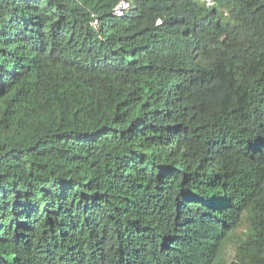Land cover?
Returning a JSON list of instances; mask_svg holds the SVG:
<instances>
[{"label": "trees", "instance_id": "trees-1", "mask_svg": "<svg viewBox=\"0 0 264 264\" xmlns=\"http://www.w3.org/2000/svg\"><path fill=\"white\" fill-rule=\"evenodd\" d=\"M233 243L264 264V0H0V264Z\"/></svg>", "mask_w": 264, "mask_h": 264}, {"label": "rangeland", "instance_id": "rangeland-1", "mask_svg": "<svg viewBox=\"0 0 264 264\" xmlns=\"http://www.w3.org/2000/svg\"><path fill=\"white\" fill-rule=\"evenodd\" d=\"M126 5H123V8H125ZM245 233V229L241 228L239 230V237H243ZM238 239L236 238L235 241H237ZM235 253H236V249H235V244H231L229 245V247L227 248L226 252H225V256H224V260L227 264H233L234 262V258H235Z\"/></svg>", "mask_w": 264, "mask_h": 264}, {"label": "built area", "instance_id": "built-area-1", "mask_svg": "<svg viewBox=\"0 0 264 264\" xmlns=\"http://www.w3.org/2000/svg\"><path fill=\"white\" fill-rule=\"evenodd\" d=\"M95 26H96V23H95Z\"/></svg>", "mask_w": 264, "mask_h": 264}]
</instances>
